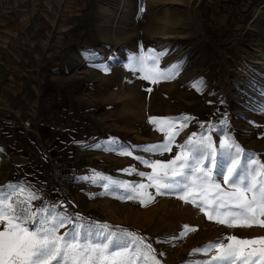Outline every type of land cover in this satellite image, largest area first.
I'll list each match as a JSON object with an SVG mask.
<instances>
[{
  "label": "rangeland",
  "instance_id": "obj_1",
  "mask_svg": "<svg viewBox=\"0 0 264 264\" xmlns=\"http://www.w3.org/2000/svg\"><path fill=\"white\" fill-rule=\"evenodd\" d=\"M11 1L12 8L2 15L9 22L12 18L16 28L9 38L0 29V61L13 60L16 70L40 73L41 114L54 125L64 121L60 157L78 168L79 178L94 170L117 180L147 183L123 170L150 169L104 148L112 138L129 147L162 142L163 135L148 123L153 116L193 118L177 143L201 132L200 124L219 126L226 117L229 134L246 152L264 161V0H236L234 8L224 0H159L154 10L161 24L169 23L168 33L150 36L141 47L128 43L136 36L130 29L131 0ZM167 3L173 7L167 9ZM235 7L249 10L248 18L237 23L231 13ZM167 36L171 38H163ZM149 48L167 52L160 61L161 69L182 63L175 79L151 84L129 70L130 58ZM200 79L205 86L197 91L193 84ZM148 88L152 91H146ZM138 94L142 99H136ZM24 115L6 110L5 118L32 119L30 113ZM4 129L0 128V185L12 182L9 176L16 173L19 182H30L37 190L38 179L47 173L45 161L33 174L25 173L26 168L12 169L11 156L23 153L19 147L25 146L14 127ZM212 135L218 143L219 133ZM133 155L147 158L141 151ZM153 158L166 160L169 154ZM78 187L73 193L78 213L94 221L130 227L148 237L157 252L165 253L158 256L162 264H186L193 249L225 235L264 236V228L229 229L210 222L198 209L175 197H156L142 207L136 201L104 195L102 187L80 179ZM184 225L198 230L177 240L175 247L155 243L157 238L178 235Z\"/></svg>",
  "mask_w": 264,
  "mask_h": 264
},
{
  "label": "snow or ice",
  "instance_id": "obj_2",
  "mask_svg": "<svg viewBox=\"0 0 264 264\" xmlns=\"http://www.w3.org/2000/svg\"><path fill=\"white\" fill-rule=\"evenodd\" d=\"M166 55L151 48L142 50L130 58L127 67L151 84L171 81L179 75L182 63L161 69L160 61ZM204 86L202 79L193 84L197 91ZM192 119L187 115L149 117L148 123L163 135L160 143L129 147L115 138L107 142L105 151L131 157L150 169L123 170L147 183L117 180L94 170L79 179L102 187L104 195L136 201L142 207L152 204L156 197H175L198 209L208 221L226 228H264V161L246 152L229 134L226 117L219 126L200 124L201 132L177 143ZM212 133H219L218 143ZM136 151L146 153L147 158L133 155ZM165 154H169L166 160L153 158ZM70 204L45 200L30 182L0 185V264H162L158 256L165 253L157 252L148 237L72 213ZM197 230L184 225L178 235L157 238L155 243L175 247L177 240ZM197 255L205 259H193ZM186 264H264V236L225 235L193 249Z\"/></svg>",
  "mask_w": 264,
  "mask_h": 264
},
{
  "label": "crops",
  "instance_id": "obj_3",
  "mask_svg": "<svg viewBox=\"0 0 264 264\" xmlns=\"http://www.w3.org/2000/svg\"><path fill=\"white\" fill-rule=\"evenodd\" d=\"M9 6L11 8L13 6L11 0H0V29L6 31L7 38H9V32L11 33L16 28L12 18L9 22L8 17H3L8 14ZM13 62V60L10 63L9 60L0 61L2 64L0 67V128L14 127L19 132V139L23 142L21 144L25 146L19 147L23 153L11 156V168L15 171L26 168L25 173L33 174L34 170L45 163H43L45 161L44 151L61 158L60 146L63 143L65 123L63 121L60 125H54L52 121L46 120L41 114L40 94H43V86L40 73L38 71L27 73L21 68L16 70ZM6 110L12 111L16 115L26 114L24 116L30 113L32 119L29 116L26 119L30 120V127L36 133L35 136L22 128L21 120L17 121L14 117L6 119ZM3 123L9 125L3 127ZM34 143L38 144L40 148L37 145L35 149ZM12 174L16 175V173Z\"/></svg>",
  "mask_w": 264,
  "mask_h": 264
},
{
  "label": "built area",
  "instance_id": "obj_4",
  "mask_svg": "<svg viewBox=\"0 0 264 264\" xmlns=\"http://www.w3.org/2000/svg\"><path fill=\"white\" fill-rule=\"evenodd\" d=\"M21 126L26 131H30L34 136L35 132L31 130L30 120L24 119ZM46 163V176L38 179L37 191L43 194V198L49 202H65V199L74 203L73 193L79 189V170L76 166L69 165L67 161L44 151ZM12 182H19L16 175L10 174ZM39 203V201H38ZM70 212L74 213L71 209Z\"/></svg>",
  "mask_w": 264,
  "mask_h": 264
},
{
  "label": "bare ground",
  "instance_id": "obj_5",
  "mask_svg": "<svg viewBox=\"0 0 264 264\" xmlns=\"http://www.w3.org/2000/svg\"><path fill=\"white\" fill-rule=\"evenodd\" d=\"M131 1H132V3L130 4L131 7L128 8L129 11H130L129 17H130V19L132 21V22L130 21L131 22L130 24H131V27H132L130 29H133V31L136 32V36L134 38L133 37L130 38L128 43L131 44V45H135L136 46V45H138V43L141 44V43L146 42L147 38H150V36H152V35H156V36L158 34L162 35V36L165 35V33L169 30V29H167L169 27V23L167 21H165V25L161 24L160 23V18L157 16L156 10H154L155 9L154 8V4H155V2H157L159 0H131ZM172 2L174 3L175 1H172ZM165 5H169V7H167V9L173 7L172 3H167ZM141 9H143V11H141ZM179 13L181 14V12H179ZM180 17H183V15H181ZM167 18L169 19V15L167 16ZM176 20H177V18H176ZM169 37L170 36L163 37V38H169ZM141 46H142V44L139 47H141ZM143 87H145V86H143ZM145 88H147V87H145ZM138 91H140V90H138ZM139 94L141 95V92H139ZM139 94H138V96H136V99L137 98L138 99H142Z\"/></svg>",
  "mask_w": 264,
  "mask_h": 264
},
{
  "label": "trees",
  "instance_id": "obj_6",
  "mask_svg": "<svg viewBox=\"0 0 264 264\" xmlns=\"http://www.w3.org/2000/svg\"><path fill=\"white\" fill-rule=\"evenodd\" d=\"M206 1H208V0H206ZM215 1H216L217 3L220 2V1H218V0H215ZM225 2H226V4H227L228 6L230 5L231 8H234L235 4H237V3H236V0H226ZM234 10H236L237 12H236V14L233 15ZM231 13H232V16L234 17V19L237 21V23L241 22L244 18L247 19L248 16L250 15V11L247 10V9H246L245 11H242V7H235V9L231 10ZM69 201H70V200L65 199V203H67V202H69ZM70 202H71V201H70ZM39 203H40V202H39ZM39 203H38V204H39ZM68 208L71 209L74 213H78V210H77V208H76V206H75V204H74L73 202H71V204L68 205ZM84 217H86V216H84ZM86 218H88V219L94 221L93 218H90V217H86ZM108 224H110V223H108ZM110 225H118V224H110ZM118 226H121V227H123V228H127V229L132 230L130 227H126V226H123V225H118Z\"/></svg>",
  "mask_w": 264,
  "mask_h": 264
}]
</instances>
